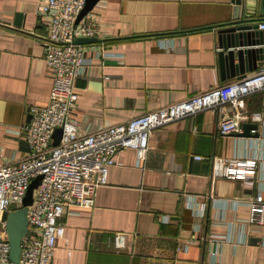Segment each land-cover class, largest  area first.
<instances>
[{"label": "crops", "instance_id": "crops-1", "mask_svg": "<svg viewBox=\"0 0 264 264\" xmlns=\"http://www.w3.org/2000/svg\"><path fill=\"white\" fill-rule=\"evenodd\" d=\"M40 1L0 0V164L29 153V109L47 105L53 87ZM242 1V15L264 24L261 0ZM236 7L235 0H101L87 17L99 33L84 45L89 65L71 114L81 134L239 80H223L219 60V32ZM262 69L259 62L247 76ZM246 103L250 115L260 114L264 95ZM221 117L207 110L154 130L145 162L122 151L94 207L65 210L52 264H264V227L244 224L247 200L264 199V128L249 120L260 137L222 135ZM242 155L258 160L254 178H212V158ZM203 202L201 218L194 210ZM118 234L126 236L123 249L115 247Z\"/></svg>", "mask_w": 264, "mask_h": 264}, {"label": "built area", "instance_id": "built-area-1", "mask_svg": "<svg viewBox=\"0 0 264 264\" xmlns=\"http://www.w3.org/2000/svg\"><path fill=\"white\" fill-rule=\"evenodd\" d=\"M85 6L86 0H41L38 4V14L47 20L49 30L43 45L53 87L47 105L29 109L31 121L25 129L29 153L18 161L0 164V264H13L6 233L7 216L23 207L29 186L37 177L43 178L34 191L33 204L28 207L29 231L22 240L19 264H52L58 242L65 236L61 223L65 210L94 207L97 192L107 185L109 170L116 165L122 151L135 150L139 160L145 162L154 130L207 110L222 116V135L241 134L249 120L264 128V105L260 114L252 115L246 107L250 96L264 95L262 69L127 122L93 134H81L79 122L71 114L78 98L76 84L89 63L84 45L76 41L94 39L99 33L97 26L87 19L89 14L77 23ZM260 29L264 30V24ZM58 129L63 131L62 139L53 146ZM195 159L204 158L195 156ZM211 161L214 180L247 181L257 175L258 160L245 155ZM246 203L250 217L244 224L264 227L263 197L250 198ZM207 208V202H203L194 213L202 218ZM230 229L232 234L234 224ZM125 238L121 234L115 237L117 249L125 247Z\"/></svg>", "mask_w": 264, "mask_h": 264}, {"label": "water", "instance_id": "water-1", "mask_svg": "<svg viewBox=\"0 0 264 264\" xmlns=\"http://www.w3.org/2000/svg\"><path fill=\"white\" fill-rule=\"evenodd\" d=\"M101 0H86V6L80 14L77 23L85 16L91 13ZM237 7L233 21L219 32L220 43V67L222 78L225 79H243L248 73L257 69L259 62H264V30H260L261 19L245 18L243 10V1L235 0ZM260 17H264V0H261ZM97 39H78L76 44L85 45L96 42ZM257 47V48H251ZM31 121V115L27 118V127ZM257 124H244L243 132L238 134L244 138H258ZM254 130L255 134L251 131ZM63 131L58 129L54 134L53 146L59 145L62 139ZM42 176L37 177L29 186L26 197L23 201V207L12 211L7 216L6 233L10 245V261L13 264H19L22 253V240L29 231L28 207L33 204L34 191L40 185Z\"/></svg>", "mask_w": 264, "mask_h": 264}]
</instances>
